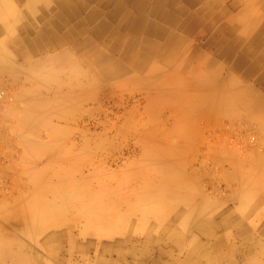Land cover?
<instances>
[{"label": "crops", "instance_id": "obj_1", "mask_svg": "<svg viewBox=\"0 0 264 264\" xmlns=\"http://www.w3.org/2000/svg\"><path fill=\"white\" fill-rule=\"evenodd\" d=\"M9 2L7 10L0 4V53L10 61L0 63V77L27 74L19 127L36 140L54 141V147L27 148L33 159L43 157L38 168L28 164L32 191L15 207L0 201V264H264L260 148L252 149L259 156L243 166L233 187L234 204L206 199L193 184L182 191L173 166L155 188L144 185L133 195L109 183L95 188L76 176L81 159L61 163L73 156L61 147L65 134L56 125L77 121L88 101L84 91L97 89L92 101L120 83L131 65L123 60L110 78L96 71L79 74L77 66L63 63L48 68L52 58H67L66 47L59 48L67 43L82 53L67 51L78 66L84 65L83 54L100 62L94 58L100 53L103 62L122 51L125 57L138 45L133 61L139 72L154 57L156 71L185 69L182 82L203 87L206 107L264 128V0ZM74 25L75 35L66 39ZM51 34L65 40L51 43ZM37 36L42 43H32ZM148 43L156 52L145 54ZM27 66L40 71L29 74ZM52 73L57 74L51 78ZM48 172L60 175L58 182H49Z\"/></svg>", "mask_w": 264, "mask_h": 264}, {"label": "rangeland", "instance_id": "obj_2", "mask_svg": "<svg viewBox=\"0 0 264 264\" xmlns=\"http://www.w3.org/2000/svg\"><path fill=\"white\" fill-rule=\"evenodd\" d=\"M76 45L67 43L59 48L82 54ZM150 45L144 44L145 54L156 52ZM57 46L52 45L51 49ZM96 47L106 50L100 44ZM67 51L66 59L52 58L48 68L63 63L73 70L77 66L78 73L85 75L96 68V72L110 78L117 75L123 60L131 65L128 75L117 79L120 83L108 86L105 93L101 91L92 101L90 95L97 89L84 91L83 99L88 101L78 110L77 121L56 125L65 134L61 147L70 149L73 156L61 163L81 159L76 171L78 179H87L95 188L109 183L133 195L144 185L155 188V181L160 180L167 167L173 166L178 169L182 191L193 184L196 194H206V199L236 202L233 187L241 170L259 156L252 149L260 148V157L264 153V128L258 122L221 116L218 107H206L203 87L182 82L185 69L156 71L154 57L139 72L140 67L133 61L138 45L130 53H124L125 57L122 51L113 55V60L101 63L86 59L83 54L85 68L74 63ZM27 70L30 74L39 72L40 68L27 66ZM26 78L25 72L0 77V201L9 207L17 206L32 191L30 177L34 172L27 171L28 164L34 163L32 166L38 168L37 161L43 159L42 156L33 159L26 149L42 144L46 148L54 147V141L36 140L19 127L17 115L25 105V98L19 96ZM44 136L47 137L46 132ZM46 175L49 182L60 179L56 172Z\"/></svg>", "mask_w": 264, "mask_h": 264}, {"label": "bare ground", "instance_id": "obj_3", "mask_svg": "<svg viewBox=\"0 0 264 264\" xmlns=\"http://www.w3.org/2000/svg\"><path fill=\"white\" fill-rule=\"evenodd\" d=\"M212 1V0H211ZM209 2V1H208ZM0 4L2 5V8L3 9H6V7H10L11 8V4H10V2H9V0H0ZM28 5V4H27ZM28 6H30L31 7V5L29 4ZM7 10V9H6ZM32 19V18H31ZM74 27H75V25L74 26H72V30L71 31H69V32H67L66 31V33L64 34V35H67V37H66V39H70L71 37L73 38V36L75 35V29H74ZM25 30V29H24ZM63 35V36H64ZM51 43H58L60 40H62V41H64L65 39H60V38H58V36H57V34H55V35H53V34H51ZM59 40V41H58ZM42 41H43V38H41L40 36H37V37H34V39H33V41H32V43H42ZM128 44V43H127ZM104 56L103 55H101L100 53H97V54H95L94 55V58H95V60L97 61V60H102V58H103ZM105 58V57H104ZM9 60V59H8ZM7 59H6V57H4L1 53H0V63L1 64H6V62H10V61H8ZM105 60V59H104ZM105 61H108V60H105ZM101 63V62H100ZM99 63V64H100ZM106 63V62H105ZM102 66H104V64L102 65ZM101 66V67H102ZM100 69V68H99ZM93 71V70H92ZM95 71V70H94ZM104 71V70H103ZM99 74V73H98ZM108 77V76H107ZM229 114V113H228ZM39 193V192H38ZM39 195V194H38ZM36 197V196H35ZM51 219V218H50ZM35 220V219H34ZM43 221V220H42ZM49 221V220H48ZM41 223V222H40Z\"/></svg>", "mask_w": 264, "mask_h": 264}]
</instances>
